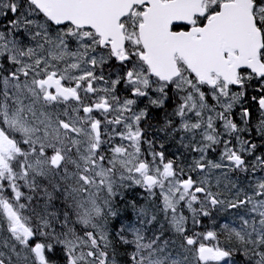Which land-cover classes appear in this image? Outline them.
I'll use <instances>...</instances> for the list:
<instances>
[{"label": "snow or ice", "instance_id": "1", "mask_svg": "<svg viewBox=\"0 0 264 264\" xmlns=\"http://www.w3.org/2000/svg\"><path fill=\"white\" fill-rule=\"evenodd\" d=\"M0 264H264V0H0Z\"/></svg>", "mask_w": 264, "mask_h": 264}]
</instances>
